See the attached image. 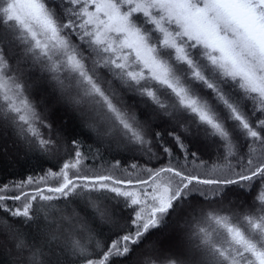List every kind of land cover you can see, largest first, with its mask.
<instances>
[{
	"label": "snow or ice",
	"instance_id": "snow-or-ice-1",
	"mask_svg": "<svg viewBox=\"0 0 264 264\" xmlns=\"http://www.w3.org/2000/svg\"><path fill=\"white\" fill-rule=\"evenodd\" d=\"M9 137L0 264H264V0H0Z\"/></svg>",
	"mask_w": 264,
	"mask_h": 264
},
{
	"label": "trees",
	"instance_id": "trees-1",
	"mask_svg": "<svg viewBox=\"0 0 264 264\" xmlns=\"http://www.w3.org/2000/svg\"><path fill=\"white\" fill-rule=\"evenodd\" d=\"M70 135H78L80 138L87 136L86 132H83L78 125H73L69 129ZM7 144V152L5 153V145ZM88 141L85 140V150H87ZM14 148L11 144V137L8 141L0 139V183H5L8 181H19L22 178H26L27 175H41L40 163H37L36 160L26 161L19 160V162H12L10 157L14 154ZM90 162V161H89ZM43 167L47 168L48 163L42 162ZM52 164H55V161H51ZM11 203V202H9Z\"/></svg>",
	"mask_w": 264,
	"mask_h": 264
}]
</instances>
